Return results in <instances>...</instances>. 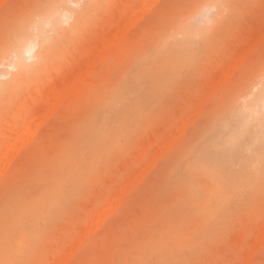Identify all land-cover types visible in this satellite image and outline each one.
Instances as JSON below:
<instances>
[{
  "label": "rangeland",
  "instance_id": "1",
  "mask_svg": "<svg viewBox=\"0 0 264 264\" xmlns=\"http://www.w3.org/2000/svg\"><path fill=\"white\" fill-rule=\"evenodd\" d=\"M49 4L0 3V51ZM70 7L72 19L36 41L37 68L7 92L2 74L18 70L9 59L0 66V157L15 143L6 149L12 162L0 158L1 167L9 164L0 169V264H264V142L247 143L239 155L225 147L219 157L213 145L222 130L249 122L245 98L264 71V0H75ZM81 68L91 70L85 78ZM76 74L79 91L58 101L60 83ZM104 118L106 137L98 128ZM25 127L32 136L21 147ZM160 148L165 155L155 153ZM126 179L135 185L126 183L129 192ZM104 206L113 213L96 217Z\"/></svg>",
  "mask_w": 264,
  "mask_h": 264
},
{
  "label": "bare ground",
  "instance_id": "2",
  "mask_svg": "<svg viewBox=\"0 0 264 264\" xmlns=\"http://www.w3.org/2000/svg\"><path fill=\"white\" fill-rule=\"evenodd\" d=\"M2 0H0V3H2L3 1H5V0H3L2 2H1ZM73 2H75V0H50V4L48 5V6H46V7H43L42 8V10L39 12V18H37L38 19V21H35V24H29V25H23L22 27H20V29L17 31V33H16V35H15V37H14V40L11 42V43H6L5 45H3L2 46V49H1V51H0V66L2 65V67H3V65L5 64L4 63V60H6V59H9V62H8V68H10L11 70H13V69H16L17 68V70H18V73L17 74H14V73H12L11 71H8V72H5V73H3L2 74V76L4 77V78H7L8 80H7V82H6V84H5V88H4V90H5V92H7L8 90H10V89H12L11 87L13 86V84H14V82H16L18 79H17V77L18 76H22L23 78L24 77H26V75L31 71V69L32 68H34V66H36V64L38 63V62H33L34 60H36L37 58H39V56H40V53H38L37 52V46H38V44H37V40L38 39H42L43 41H45L46 39H47V35H46V33H47V28L48 27H50V28H55V27H57L61 22H63V21H66L65 23H67L68 21L67 20H69V19H72V17H73V11L71 10V7H70V3H73ZM75 5V4H74ZM79 5V4H78ZM200 11H202V10H200ZM134 12L136 13V14H134ZM134 12H133V15H135L136 17H137V10H134ZM133 15L131 16V18L128 20L129 21V23H133V21L132 22H130L131 20H132V17H133ZM130 17V16H129ZM128 17V18H129ZM192 18H193V16H192ZM191 18V19H192ZM194 19V18H193ZM192 19V20H193ZM190 20V19H189ZM191 20V21H192ZM195 20V19H194ZM194 20L192 21L193 23H194ZM208 20L209 19H207L206 21L208 22ZM195 21H197V20H195ZM125 21H123V23H124ZM127 22V21H126ZM189 22V21H188ZM198 22V21H197ZM196 22V24H199V23H197ZM202 22V21H201ZM203 22H204V20H203ZM200 23V24H204V23ZM64 22H63V24H65ZM128 23V24H129ZM135 20H134V24H130V27H131V25H135ZM126 24V23H125ZM199 24V25H200ZM208 24V23H207ZM211 24H212V21H211ZM68 25V24H67ZM208 25H210V24H208ZM120 26V25H119ZM122 26H123V24H122ZM195 26V25H194ZM124 27V26H123ZM125 27H127V26H125ZM128 27H129V25H128ZM116 28V27H115ZM32 29V30H31ZM124 29V28H123ZM121 27H119V30H118V32L117 33H119L120 32V36H118L119 38L122 36L121 34V32H123L124 30H123ZM127 29H130V28H127ZM123 30V31H122ZM115 31V30H114ZM129 31V30H128ZM264 31V30H263ZM263 31H261V32H263ZM112 32V31H111ZM113 33V32H112ZM124 33V32H123ZM192 33V32H191ZM116 34V33H115ZM198 34V33H197ZM56 35V34H55ZM106 35H109V36H111L112 34H109V32L108 33H106ZM117 35H119V34H117ZM125 35H126V33H125ZM125 35H123L124 37H125ZM258 35V34H257ZM59 36V35H58ZM57 36V37H58ZM109 36H107L108 38H110ZM122 36V37H123ZM180 36V35H179ZM258 36H262L261 38L263 39V35H258ZM103 37V36H102ZM111 38H112V36H111ZM258 39V38H257ZM256 39V40H257ZM114 40V39H113ZM107 41V40H106ZM108 41H109V39H108ZM177 41H179L180 43V45L181 46H184V45H186V43L188 42V41H192V35H190V33H189V35H186L183 39H181V40H177ZM252 41V40H251ZM250 41V42H251ZM260 41V40H259ZM259 41H258V44H259ZM262 41V40H261ZM115 42V41H114ZM121 42H122V39H121ZM249 42V43H250ZM110 43H111V41H110ZM109 42L108 43H106L105 42V48L107 47L106 46V44H108V46H109V44H110ZM102 44H104V42L102 43ZM189 44V43H188ZM254 44V43H253ZM257 44V43H256ZM251 45V44H250ZM99 46H101V44H99ZM103 46V45H102ZM254 46V45H253ZM104 47V46H103ZM103 47H101L102 49H104ZM247 48H249V46H247ZM246 48V50H248ZM96 49H98V47H96ZM107 49V48H106ZM108 49H109V47H108ZM107 49V50H108ZM250 48H249V50H248V52H250ZM95 52H97V51H95ZM107 52V51H106ZM105 52V54H103L104 55V59H105V56L107 55V53ZM245 52V51H244ZM243 52V53H244ZM247 52V51H246ZM242 53V55H240L241 57L242 56H246V54L244 53L243 54ZM97 54H99L98 52L96 53V55ZM95 55V58L94 59H92L93 61H91L92 63H94L95 65L94 66H91V63L90 62H87V64L89 65V63H90V67H92L93 69H91V70H94V68H95V66H96V63L95 62H97V60L99 61V57H98V55L96 56ZM101 55V54H100ZM99 55V56H100ZM103 55H101L102 57H103ZM93 57H94V54H93ZM93 57H91V58H93ZM96 57L98 58V59H96ZM244 58V57H243ZM242 58V61L244 60ZM94 60H95V62H94ZM237 60H239V62H240V59L238 58ZM89 61H90V59H89ZM30 62V63H29ZM238 61H236V64H238L237 63ZM235 63V62H234ZM241 63V62H240ZM240 63L238 64V65H240ZM39 64V63H38ZM233 64V63H232ZM235 64V66H234V64L232 65L234 68L235 67H238V65H236ZM232 66H230V67H232ZM6 67V66H5ZM88 67V66H87ZM90 67H88V68H90ZM232 67V68H233ZM35 68H37V67H35ZM34 68V69H35ZM85 68H86V66H85ZM233 68V69H234ZM33 69V70H34ZM82 71V72H80L79 73V71ZM80 70H78L77 72L80 74V75H82L84 78H85V74H84V71H85V73L87 72L86 70L87 69H80ZM90 69H88V72L86 73V76L90 73V71H91ZM234 71V70H233ZM228 72H230V70H228ZM225 73V72H224ZM226 73H227V70H226ZM233 72H231V74H232ZM1 74V73H0ZM72 74H74V73H72ZM16 75V79H14V76ZM68 75L70 76L71 75V73H68ZM79 75V77L77 76V74L75 75V76H77L78 77V79H76V80H74L73 82H72V80L73 79H71V78H69V77H67L69 80H70V82L71 83H68L67 84V81H66V84L67 85H65V83H64V85L63 84H61L60 83V85L62 86V88H61V90L59 89V91L57 92V95H55V97H58V101H59V98L61 99L60 101L62 102L63 101V99H64V97H66V96H68V95H74L77 91H79V89H80V85H81V83H82V81L83 80H81V77L82 76H80ZM225 75L226 74H223V78L225 77ZM227 75H229V73L227 74ZM226 75V76H227ZM72 76V75H71ZM70 76V77H71ZM73 77V76H72ZM223 78L221 77V79H222V81H224L223 80ZM225 78H228V76L227 77H225ZM230 78V77H229ZM228 78V79H229ZM68 79H66L65 78V80H68ZM86 79H87V77H86ZM16 80V81H15ZM61 80V79H60ZM59 80V81H60ZM69 80H68V82H69ZM85 80V79H84ZM59 81L57 82L56 81V83L57 84H59ZM90 81V80H89ZM221 80H220V82H222ZM63 82V81H62ZM1 83V82H0ZM56 84V85H57ZM15 85V84H14ZM60 85H58V86H60ZM219 86L221 85V83L220 84H218ZM218 86V87H219ZM215 87H217L216 85H215ZM217 87V88H218ZM147 88V87H146ZM145 87H144V89H146ZM251 88L253 89V88H255L256 89V91L254 92V91H251L247 96H246V105H245V107H246V109L248 110V111H250L251 112V114L249 115V117H248V119H249V122H248V124H246V126L244 125H241V126H238V127H235V128H224L225 130H222L221 131V133H219L220 135L217 137V138H215L214 139V141H213V145H214V149L217 151V157H219V156H221L220 154H221V151L223 150V149H226L225 147H227L228 149H230L233 153H240L241 151H242V146H244V145H246L247 143H250L249 145H246L245 147H246V149H248V148H250L251 146L252 147H255V145L257 144V143H260V142H264V71L263 72H261V73H259L257 76H256V78H255V81L254 82H252V86H251ZM49 89V88H48ZM56 89H57V87H56ZM55 89V90H56ZM0 90H2V88H0ZM14 90V89H13ZM210 90H215V88L213 87V89H210ZM16 91H17V89H16ZM167 91V90H166ZM213 91H211V92H208L207 94L208 95H210V93H212L213 94ZM215 92V91H214ZM5 95V94H4ZM52 95V94H51ZM207 95V96H208ZM204 96V95H203ZM202 96V97H203ZM210 97V96H209ZM209 97H208V99H209ZM206 98V96L204 97V99ZM243 98V97H242ZM53 100H57L56 98L54 99V96H53V98H52ZM203 98H202V103H203V100H204ZM201 100V99H200ZM230 100V99H229ZM239 100V99H238ZM57 101V102H58ZM241 101V100H240ZM51 102H54V101H51ZM56 102V103H57ZM201 102V101H200ZM243 103V102H242ZM236 104V103H235ZM42 105V104H41ZM52 105H54V104H52ZM56 106H58L57 104H55ZM50 106V105H49ZM201 106H202V104H201ZM48 107V106H47ZM39 108V107H38ZM36 109V110H38V111H40L41 110V108L40 109ZM45 108V107H44ZM53 107H50V110L52 111V113H51V111L49 112L50 114H53L54 113V111H53V109H52ZM56 110V109H55ZM201 110V109H200ZM212 110V109H211ZM236 110H237V108H236ZM241 110V109H240ZM43 111H44V109H43ZM43 111L41 110V114H43L44 115V113H43ZM194 111V110H193ZM198 111H199V109H198ZM242 111V110H241ZM48 112V111H47ZM36 113H37V111H36ZM49 113H45L47 116L49 115V116H51ZM130 113V112H129ZM235 113V112H234ZM239 113V112H238ZM243 113V112H242ZM254 113H256L257 115H254ZM40 112H38V114H36V117H38V119H41L42 120V118H44V117H40ZM196 114V113H195ZM43 115H41V116H43ZM131 115V114H130ZM197 115H199V114H196V117H197ZM132 117H133V115H131ZM194 116V115H193ZM232 116V115H231ZM195 117V118H196ZM244 117V116H243ZM47 118V117H46ZM49 118V117H48ZM184 118H186V117H184ZM245 118V117H244ZM32 119V118H31ZM31 119H29V121L31 122V121H34V120H31ZM93 119H95V118H93ZM189 119H190V117H189ZM37 120V119H36ZM41 120H37V121H34V122H38L36 125H38V126H40L41 124L39 123V122H42ZM44 120V119H43ZM81 120V119H80ZM97 120V119H96ZM187 120V119H186ZM191 120V119H190ZM46 121V120H45ZM192 121V120H191ZM28 122V121H27ZM94 122V121H93ZM187 122H189V121H187ZM97 123V122H96ZM95 123V124H96ZM184 123L185 122H183L182 123V125H184ZM224 123V122H223ZM40 124V125H39ZM220 124H221V122H220ZM28 125H30V123H28ZM34 123H32L30 126H28V127H30V129L27 127H25V129L26 130H22V131H28V130H30V132L31 133H33V130H36L37 131V127H36V125H34ZM98 125H99V127L98 128H100L101 129V131H102V133L104 134V137H106V136H108V135H110L109 134V132H107V128L109 127V121H108V119H106V118H104L100 123H98ZM32 127H34V128H32ZM36 127V128H35ZM87 128V127H86ZM90 128V127H89ZM28 129V130H27ZM33 129V130H32ZM182 131L179 129V131L180 132H183L184 130H185V128H183L182 127ZM36 131H35V133H36ZM119 131H120V129L119 128H117L116 129V132L117 133H119ZM29 131L26 133V135H28V137L26 138L25 137V139H24V133L23 132H19V133H21V135H23L22 137H23V141H21L20 140V142H21V147H22V142H23V144L25 145V142L27 141V139H29V136L31 135L32 136V134H29L30 133ZM79 132V131H78ZM77 132V133H78ZM81 132V131H80ZM23 133V134H22ZM173 133V132H172ZM174 134H175V132H174ZM180 135L182 134V133H179ZM14 135V134H13ZM33 135H34V133H33ZM173 135V134H172ZM171 135V136H172ZM180 135H176V137L178 138V136H180ZM15 136H16V134H15ZM30 136V137H31ZM175 136V135H174ZM174 136H172V138L174 137ZM21 137V138H22ZM176 137H174L173 138V141H174V139L176 138ZM6 138V137H5ZM19 138V137H18ZM18 138H16L17 139V141L20 139H18ZM31 139V138H30ZM30 139H29V141H30ZM169 139V140H168ZM168 139H166L167 140V142H172V139H171V137H169ZM171 139V140H170ZM26 140V141H25ZM176 140V139H175ZM9 141H11V140H9ZM12 141H14V139L12 140ZM11 141V143H9L8 145H7V147L10 145V147L9 148H6V149H8V150H10V149H12V147L14 146V142H12ZM17 141L15 140V142L17 143ZM19 142V143H20ZM27 143V142H26ZM165 144H166V142H164ZM12 144V145H11ZM164 144V147H165V149L167 148V150L166 151H168V147H169V143H167L166 145ZM23 145V146H24ZM15 146H17V145H15ZM148 146V145H147ZM171 146V145H170ZM18 147H19V145H18ZM18 147H16V148H14V149H17L18 151H19V149H21V147L18 149ZM161 147H163V146H161ZM164 147H163V149H164ZM264 147V146H263ZM5 149V151H6V153L7 154H5V156H4V154H3V158H2V156L0 157V158H2L3 160L2 161H4V158L6 159V160H8V158H9V161L10 162H12V160H13V158L11 159V157L13 156V154H10V153H12L11 151H10V153H8L9 151L8 150H6ZM145 149V148H144ZM160 149H162V148H160ZM159 149V151H160V153H157V151L155 152L156 154H161V151H165V150H160ZM169 149H170V147H169ZM189 149H190V147H189ZM147 150V149H146ZM13 151V150H12ZM16 151V150H15ZM14 151V152H15ZM18 151H16V153H14L15 154V156H16V154L18 153ZM158 151V152H159ZM250 151V150H249ZM143 152V151H142ZM147 152V151H146ZM210 152V151H209ZM144 153V152H143ZM153 153V152H152ZM151 153V154H152ZM155 153H153V154H155ZM165 153L166 152H164V155H165ZM228 153V152H227ZM8 154H10V155H8ZM141 154V153H140ZM150 154V153H149ZM163 154V153H162ZM6 155H8V157L6 158ZM12 155V156H11ZM141 155H143V154H141ZM163 155V156H164ZM210 155V154H209ZM226 155V154H225ZM228 155V154H227ZM239 155V154H238ZM244 155V154H243ZM14 156V157H15ZM140 157V156H139ZM248 157V156H247ZM151 158V157H150ZM180 158V157H179ZM156 159H159V158H156ZM152 161V159H149V161ZM246 160V159H245ZM8 161V162H9ZM81 161V160H80ZM148 161V160H147ZM149 162L150 163V165H151V163L152 162ZM157 161V160H156ZM182 161H183V159H182ZM181 161V162H182ZM9 162V163H10ZM180 162V163H181ZM189 162V161H188ZM153 164V163H152ZM0 165H2V164H0ZM6 164H4L2 167H3V169L6 171V169L8 168L7 166L9 165H7L6 166V168L4 167ZM146 165V164H145ZM144 164H143V166H145ZM205 165V164H204ZM143 166L141 167V169L140 170H143L142 168H143ZM152 166V165H151ZM183 166V165H182ZM189 166H190V164H189ZM194 166V165H193ZM2 167L0 166V169H2ZM146 168H147V166H145ZM144 167V168H145ZM186 167V166H185ZM200 168V167H199ZM2 169V170H3ZM2 170H0V172H5V171H2ZM135 170V169H134ZM139 169H138V171L136 172V173H134V174H139L140 172H141V177H144L145 176V174L147 173V171H149L150 170V168L148 169V170H144V171H140ZM175 170H176V168H175ZM2 173V174H3ZM1 174V173H0ZM144 174V175H143ZM205 174V173H204ZM207 175V174H206ZM205 175V176H206ZM133 176H135L134 178H136V175H132V177L129 179V180H133L134 178H133ZM205 176H204V178H205ZM18 178V177H17ZM133 178V179H132ZM208 178V177H207ZM13 179V178H12ZM137 179V178H136ZM190 179V178H189ZM128 180V181H129ZM143 180V178L141 179V181ZM128 181H127V179H126V181L124 182L125 184L127 183L128 185L130 184V186L129 187H134L135 185H134V183L132 184V182H134V180L131 182V181H129L130 183H128ZM189 181V180H188ZM140 181H138L137 183H139ZM190 182V181H189ZM125 184H122V185H124V186H122L123 188H121V186L118 188V191L119 192H116V194H118V195H125L124 193H125V189H124V187H125ZM127 184H126V187H128L127 186ZM257 184V183H256ZM138 185V184H137ZM8 187V186H7ZM129 187L127 188L128 189V192H129V190L130 189H132V188H130L129 189ZM214 187V186H213ZM197 188V187H196ZM243 188V187H242ZM121 189H124L123 191L121 190ZM71 190V189H70ZM199 190V189H198ZM122 191V193L123 194H121L120 192ZM127 192V193H128ZM120 193V194H119ZM126 193V194H127ZM254 193V192H253ZM255 194V193H254ZM118 195H116L115 196V194H114V196L116 197H112V199H111V201L113 200V199H115V201L119 198V196ZM121 196V197H122ZM120 197V198H121ZM124 197V196H123ZM122 197V198H123ZM120 198H119V200L118 201H121L120 200ZM121 198V199H122ZM110 201V200H109ZM109 201H108V204H109ZM115 201L113 200L112 202H114V204H120V202H116L115 203ZM216 203V202H215ZM107 204V205H108ZM111 204H113V203H111ZM116 205L114 206V207H116ZM108 206H110V204L108 205ZM106 206H104L103 208H100V211H98L99 213H96L95 215H96V217H99V214H101V212H103L102 211V209L103 210H107V209H109L108 207H106ZM111 211H113L112 209H111ZM111 211H109L110 212V214H112L113 212H111ZM116 211V210H115ZM114 211V212H115ZM103 214H105V212H103ZM106 214H108V212L106 211ZM105 214V215H106ZM110 214H108V216L110 215ZM105 215H101L102 216V219H104L103 218V216H105ZM100 216V217H101ZM99 217V218H100ZM99 218H96V222L97 223H95V224H98V221H99ZM108 218V217H107ZM51 219V218H50ZM101 219V220H102ZM92 220H95L94 218L92 219ZM91 220V221H92ZM90 221V222H91ZM89 222V223H90ZM93 222V221H92ZM104 222V221H103ZM101 223H102V221H101ZM1 225V224H0ZM91 225H92V223H91ZM99 225V224H98ZM98 225H96L97 227H99ZM93 226H95L94 225V223H93ZM87 227H88V225H87ZM90 229V230H89ZM95 229H96V227H95ZM95 229H94V232H95ZM85 229H83V231L82 232H85V234L87 233L86 231L88 230V231H91V226L89 225V227L86 229V231H84ZM262 231V230H261ZM89 233V232H88ZM87 233V234H88ZM86 234V235H87ZM263 235L262 236H264V232L262 233ZM83 236H84V234H83ZM262 236H260V238L262 237ZM86 236H84V238H85ZM79 238H81L83 241H84V238L83 237H79ZM8 239H10V238H8ZM81 239H79L80 240V242L78 241H76L75 243H77V246H75V243H74V245H72V247L74 246V247H76V248H78V246L80 245H78V243H81ZM262 240V243H263V239H264V237L263 238H261ZM12 243H13V241H11ZM259 243V242H258ZM261 243V242H260ZM259 246V245H258ZM71 247V246H70ZM69 247V249H74V247L73 248H70ZM257 247V245L255 246L254 245V248L252 247V249H251V252H252V250H254L255 248ZM68 248V247H67ZM69 249H67V251L69 250ZM71 250V251H72ZM74 251V250H73ZM70 252V251H69ZM73 253V252H72ZM76 253V252H75ZM256 252L254 251V254H255ZM67 254H69L68 252L67 253H65V255L67 256ZM252 255H254L253 254V252L251 253ZM250 254V255H251ZM72 256V254L70 253L69 254V256ZM62 256H64V255H62ZM61 256V257H62ZM70 256V257H71ZM245 257L247 258L248 257V254L246 255L245 254ZM244 257V258H245ZM250 257V256H249ZM249 257H248V259H249ZM252 258H253V256H251ZM67 258H68V256H67ZM245 258V259H246ZM60 259V258H59ZM63 259V258H62ZM62 259H60L59 261H61ZM66 259V258H65ZM65 259H63V261L65 260ZM56 260H58V259H56ZM252 261V260H251ZM250 261V262H251ZM65 262H66V260H65ZM245 262V261H244ZM243 263V262H242ZM245 264V263H244ZM246 264H248V260H246Z\"/></svg>",
  "mask_w": 264,
  "mask_h": 264
}]
</instances>
